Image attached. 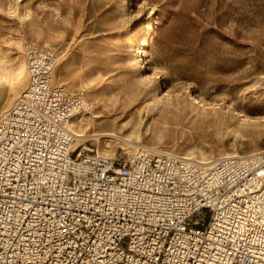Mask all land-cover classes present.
I'll use <instances>...</instances> for the list:
<instances>
[{
	"label": "built area",
	"instance_id": "2783aa9c",
	"mask_svg": "<svg viewBox=\"0 0 264 264\" xmlns=\"http://www.w3.org/2000/svg\"><path fill=\"white\" fill-rule=\"evenodd\" d=\"M22 54L28 82L0 115V264H264V149L201 165L76 146L91 104L53 83L60 49Z\"/></svg>",
	"mask_w": 264,
	"mask_h": 264
},
{
	"label": "rangeland",
	"instance_id": "374dc122",
	"mask_svg": "<svg viewBox=\"0 0 264 264\" xmlns=\"http://www.w3.org/2000/svg\"><path fill=\"white\" fill-rule=\"evenodd\" d=\"M32 39L60 49L62 77L101 113L88 133L116 135L83 144L126 159L113 138L138 131L180 156L264 149V0H0V59L25 63ZM26 83L0 88V115ZM153 96L174 102L165 119L146 112Z\"/></svg>",
	"mask_w": 264,
	"mask_h": 264
},
{
	"label": "bare ground",
	"instance_id": "6f19581e",
	"mask_svg": "<svg viewBox=\"0 0 264 264\" xmlns=\"http://www.w3.org/2000/svg\"><path fill=\"white\" fill-rule=\"evenodd\" d=\"M60 58H58L57 60V63L53 69V74H55L57 72V74L59 73V75L62 77L64 74V65L60 62L61 59L59 60ZM55 77V76H54ZM28 82V80H27ZM53 83L55 84H70L69 82H67L66 78L62 77V78H59L57 79V81L55 80V78L53 79ZM27 84V83H26ZM26 86V85H25ZM69 86L73 87L72 84H70ZM76 88H79V86H76ZM82 89V88H81ZM83 90V89H82ZM84 92V91H83ZM110 98V97H109ZM102 101V100H101ZM110 101V100H109ZM103 103V102H102ZM105 103V102H104ZM174 102H170V101H165L163 102V100L160 99L159 101V98H156L155 96H153L151 98V101L148 102V105H149V108L146 109V112L147 113H150V116L151 117H158V116H161L162 118L165 119V116H162V113L166 112L167 110H170L169 108L172 106ZM162 104V106H161ZM107 105V104H106ZM97 106V104H96ZM95 106V107H96ZM105 106V105H104ZM101 107V105H100ZM107 107V106H106ZM105 107V108H106ZM98 108V107H97ZM102 108H103V105H102ZM98 111L95 109H92L91 107V111L88 113V114H84V115H79L77 117H75L72 121H71V129L73 131V133H75L76 135V146L77 145H80V144H83L82 142H85V141H89L91 139V137L93 136L95 139H98L100 137H103V136H116L114 133H110V132H103V133H96V132H91V133H88L89 129H90V125L95 121L96 118L100 117L101 118V113L100 115L97 114ZM136 124V123H135ZM134 126V125H133ZM136 126V125H135ZM134 126V127H135ZM138 126V125H137ZM135 129V128H134ZM134 131H137V130H134ZM136 134H134L135 138H136V142H131V140H128V139H123V138H120L117 140V138H113L115 139L116 141H118V144L119 145H126L128 147L131 148V151H132V155L134 152H136V150L139 148V147H142L143 146V143H141L139 141V135H138V131L135 132ZM127 137H131V135L127 136ZM123 140H126V141H129V143H125L123 144ZM109 147V146H108ZM154 147H157V146H154ZM113 148V147H112ZM123 149H126V148H123ZM111 150L112 149H107L103 146L101 147H98V151L105 155V156H109V157H112V153H111ZM254 152V151H253ZM252 153V152H250ZM131 155V156H132ZM241 155L240 153H237V152H234V153H223L221 155H218V156H214V157H210L208 158L206 155L203 154V152L200 150L198 152V155H193L192 153H184L181 155V157L185 160H188V161H192V162H196V163H199L201 165H207L209 163H211L212 161H214L215 159H219V158H224V157H229V156H239ZM244 155V154H242ZM130 156V157H131ZM180 156V155H179ZM129 157V158H130Z\"/></svg>",
	"mask_w": 264,
	"mask_h": 264
},
{
	"label": "clouds",
	"instance_id": "9594fccd",
	"mask_svg": "<svg viewBox=\"0 0 264 264\" xmlns=\"http://www.w3.org/2000/svg\"><path fill=\"white\" fill-rule=\"evenodd\" d=\"M15 16V13H12ZM27 19L22 17L21 20ZM20 47L19 43L15 45ZM30 70L27 63H20L18 65H11L7 60L0 59V88H8L10 90H16L22 87L29 79Z\"/></svg>",
	"mask_w": 264,
	"mask_h": 264
}]
</instances>
